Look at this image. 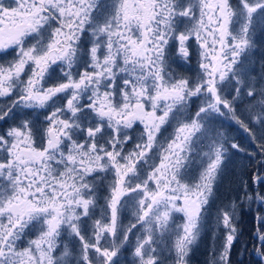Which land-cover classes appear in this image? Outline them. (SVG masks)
Masks as SVG:
<instances>
[{
  "label": "snow or ice",
  "instance_id": "1",
  "mask_svg": "<svg viewBox=\"0 0 264 264\" xmlns=\"http://www.w3.org/2000/svg\"><path fill=\"white\" fill-rule=\"evenodd\" d=\"M230 154L264 262V0H0V264H189Z\"/></svg>",
  "mask_w": 264,
  "mask_h": 264
},
{
  "label": "trees",
  "instance_id": "2",
  "mask_svg": "<svg viewBox=\"0 0 264 264\" xmlns=\"http://www.w3.org/2000/svg\"><path fill=\"white\" fill-rule=\"evenodd\" d=\"M229 130L231 131V133L228 134L229 137L233 136L232 139L241 143L250 151L256 149V145L250 141L247 133H244L238 125L235 124L234 127H229ZM252 171L253 166L243 154L229 155V159L225 161L223 175L217 182L213 198L210 201L211 208L209 222L213 211L217 207L228 203L231 200H235L236 196L239 194V184L241 179L249 180ZM259 208L260 206L257 203L249 205L246 202L238 207V238L231 250L230 264H264V262H261L253 252V237L255 231L254 217L257 215ZM210 227L213 228V224H211ZM208 228L209 223L206 227V231H202L200 239L193 245L189 256V264H209L210 250L215 241L213 239V231ZM215 235L219 238L221 234L219 233V236L218 234Z\"/></svg>",
  "mask_w": 264,
  "mask_h": 264
},
{
  "label": "rangeland",
  "instance_id": "3",
  "mask_svg": "<svg viewBox=\"0 0 264 264\" xmlns=\"http://www.w3.org/2000/svg\"><path fill=\"white\" fill-rule=\"evenodd\" d=\"M223 130L225 132V134L228 136L229 133H231V131L229 130V127H234L235 123L229 120H223ZM227 128V129H225ZM233 136H230V138H232ZM215 190V188H214Z\"/></svg>",
  "mask_w": 264,
  "mask_h": 264
},
{
  "label": "bare ground",
  "instance_id": "4",
  "mask_svg": "<svg viewBox=\"0 0 264 264\" xmlns=\"http://www.w3.org/2000/svg\"><path fill=\"white\" fill-rule=\"evenodd\" d=\"M208 229H209V230H212V228H211V227H209Z\"/></svg>",
  "mask_w": 264,
  "mask_h": 264
}]
</instances>
